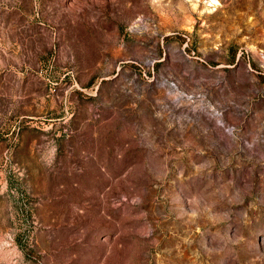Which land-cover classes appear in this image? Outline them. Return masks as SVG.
Returning <instances> with one entry per match:
<instances>
[{
	"label": "rangeland",
	"instance_id": "obj_1",
	"mask_svg": "<svg viewBox=\"0 0 264 264\" xmlns=\"http://www.w3.org/2000/svg\"><path fill=\"white\" fill-rule=\"evenodd\" d=\"M0 264H264V0H0Z\"/></svg>",
	"mask_w": 264,
	"mask_h": 264
}]
</instances>
